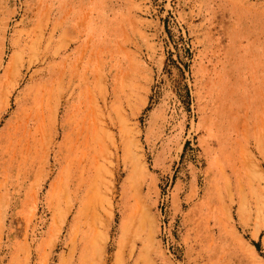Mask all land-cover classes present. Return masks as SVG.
Masks as SVG:
<instances>
[{"label": "rangeland", "instance_id": "374dc122", "mask_svg": "<svg viewBox=\"0 0 264 264\" xmlns=\"http://www.w3.org/2000/svg\"><path fill=\"white\" fill-rule=\"evenodd\" d=\"M0 264H264V0H0Z\"/></svg>", "mask_w": 264, "mask_h": 264}]
</instances>
